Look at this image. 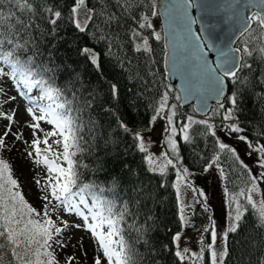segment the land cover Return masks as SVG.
I'll return each instance as SVG.
<instances>
[{"label":"trees","instance_id":"16d2710c","mask_svg":"<svg viewBox=\"0 0 264 264\" xmlns=\"http://www.w3.org/2000/svg\"><path fill=\"white\" fill-rule=\"evenodd\" d=\"M3 3L5 15L11 10L23 16L15 5L8 4V0H3ZM36 3L38 10L39 7H51L61 12L53 26L47 23L50 14L39 11L35 17L38 27L32 30V39L35 40L32 48L38 52L36 60L50 69L46 78L63 89L77 109L73 115L79 117V135L83 137L80 146L84 151L78 152L73 159L88 165L79 169L80 183L99 186L104 189L103 199L114 202L117 207L126 204L134 214L127 217V223L122 225V234L134 252L133 264H194L192 259L181 262L175 255L173 237L181 231L182 222L172 168L168 166L163 173L149 171L144 152L139 151L138 141L134 138L135 132L148 128L165 88L175 90V86L166 84L163 79L162 35L158 28L160 39L155 38L151 23L152 12H156L154 1L136 0V4L125 13L116 7L114 0H85V6L95 10L94 20L85 32L74 26L71 14L74 0H36ZM105 10L116 13L119 23H105L104 17L99 15ZM142 16L148 18L151 28H139V23L145 22ZM132 30L147 38L150 52L136 51V45L142 39L133 36ZM263 34L264 30L252 22L248 30L237 38L235 45L240 49L241 63L251 65L250 69L245 67L238 72L239 80L246 83L226 79V95L219 104L213 103L206 114L208 118H214L212 124L220 129L222 123L227 122L223 119L225 109L232 108L228 97L237 93L238 106L234 118L228 121L241 131L232 132L226 124L224 129L229 135L244 136L258 148L264 146V54L258 51L263 47ZM245 46L252 50V55L244 53ZM84 48L92 49L97 55L99 68L81 54ZM113 84L118 90L116 98L111 92ZM7 85L4 77H0V113L3 114L10 95ZM221 103L224 104L223 109L219 107ZM191 107L188 105L184 109L193 113ZM184 112L177 107L180 122L186 118ZM194 120L204 118L199 116ZM118 121H123L129 131L121 129ZM187 135V141L179 138L176 142V155L183 165L202 169L214 158L223 172L222 182L229 197L236 196L240 189L247 187L252 180L247 165L237 154L233 156L226 149L222 151L217 136L206 124H191ZM0 137L5 144L0 147V160L7 162L10 156L1 129ZM58 139L59 136L56 137ZM53 148L55 151L48 155L55 159L63 149L56 144ZM86 199L91 201L90 196L86 195ZM244 207L237 232L228 233L225 240L228 255L224 264H264V224H260L257 210L247 201ZM133 219L139 232L133 226ZM8 259L5 254V264ZM195 264L210 262L195 261Z\"/></svg>","mask_w":264,"mask_h":264},{"label":"snow or ice","instance_id":"6c2138e0","mask_svg":"<svg viewBox=\"0 0 264 264\" xmlns=\"http://www.w3.org/2000/svg\"><path fill=\"white\" fill-rule=\"evenodd\" d=\"M187 2L189 6H194L192 0H187ZM114 3L117 8L122 9L126 13L136 4V0H114ZM8 4L15 5L23 16H18L16 12L11 10L5 15L3 11L5 5L3 0H0V77L12 79L18 86H23L27 92L37 89L40 95L31 98L34 101L46 99L51 102L46 107L39 108L41 114L38 116L33 113L31 107L27 109V112L32 116L34 121L47 119V122L53 125L55 129L54 131L45 132L42 141L38 138L33 139L32 146L34 153L29 152L28 155L34 159L35 163L44 164L47 172L55 173V176L42 189L45 192V195L42 197L45 203L42 209L37 210L26 200L20 190L17 179L13 177L9 164L4 160H0V264H5V254L9 257L7 264H58L54 250L52 249V242L60 244L59 240L54 241V234L59 235L62 232V228L56 226L50 215V212L55 211L57 208H62L66 212L75 213L82 217L84 226L92 234L107 264H133L134 252L122 234V225L127 223V217L134 216V214L126 204L117 207L114 202L103 199L102 194L104 189L99 186L80 183L81 174L79 169L87 168L88 165L73 159L78 152L84 151L80 146V141L83 140V137L79 135L81 128L79 117L73 115L77 109L73 107V100L65 96L64 90L55 86L50 78H46L50 69L43 62L36 60L38 52H34L32 48L35 44V40L32 39V30L38 27L35 23V17L39 14V11L50 14L47 18V23L53 26L57 24L58 19L61 17V12L51 7H39L38 10L36 0H8ZM260 4L264 5V0H260ZM71 14L75 28L80 32H85L88 25L94 20L95 10L87 8L85 0H74ZM99 15L103 16L105 23L109 25L112 22L119 23V17L116 13H108L105 10ZM152 15H156V12L153 11ZM141 19L145 22L139 23V28L152 27L150 23H147L148 18L146 16H142ZM244 20L246 21L245 31L248 30L252 22H256L264 30V13L252 12L251 15L245 16ZM192 23H195V21H192ZM52 31L54 32L55 28ZM132 35L140 37L143 40L142 45H136V51H151L148 47L147 38L141 37V34L135 30H132ZM155 38L159 40V34H155ZM197 40H199V37H197ZM198 47L200 46L198 45ZM200 51L203 52L202 47ZM239 51L240 49L233 48L220 49L219 60L215 66L207 65V71L218 96L224 95L225 78L232 79L234 83H246V81L239 80L238 72L245 67L250 69L251 65L241 63V57L232 55L233 52ZM243 51L246 55H252V50L248 49L247 46H245ZM258 51L264 54V47L259 48ZM81 54L85 55L93 65L99 68L97 55L92 49L84 48L81 50ZM205 63L207 64V62ZM111 92L113 97L116 98L118 90L115 84L111 86ZM62 97L64 99H61ZM73 98L75 99V93H73ZM228 100L232 108L225 109L223 113L225 121L234 118V112L238 106L237 93L234 92L228 97ZM167 103L168 97L167 93H165L159 101V106L155 109L156 115L152 117V121H155L157 116L163 112ZM88 106L90 107L91 104L89 103ZM219 107L223 109L224 104L221 103ZM174 115L175 113H171L166 116L169 125L172 124ZM0 116H4V114L0 113ZM6 119L12 121L13 116L8 115ZM188 121L189 123L180 129L184 133L183 139L185 141L189 139L187 130L191 124H206L210 131L212 129V125L208 124L207 121H195L192 117H188ZM118 123L119 127L125 132L129 131L128 126L123 121H118ZM30 127L35 130L39 129L40 125L33 123ZM227 127L232 132L241 131L235 124L228 125ZM168 131L169 128H165V132L167 133ZM171 133L175 135L176 129L174 127L171 128ZM33 135H36L35 131ZM53 136L60 137V139L53 141V144L62 146L63 149L55 159L49 155H44V153L55 151L53 145L49 144L48 139ZM134 138L139 142L137 145L139 151L146 152L144 139L139 131L134 133ZM239 139L245 140L246 138L240 136ZM41 143L46 145L43 152L39 147ZM167 143L173 152L177 151L176 141L171 136L168 137ZM4 146V140L0 137V147ZM249 147H252V145L249 144ZM219 148L222 151L226 149L232 152L233 156L236 155L235 151L224 143H219ZM257 150L264 155V146L259 147ZM144 159L149 165V171H156L159 168V171L163 173L165 167L168 165L175 167L173 160L168 158L166 154H164V164H157L151 155L145 156ZM261 167H264V162L261 163ZM184 173L185 176H181L178 172L177 179L180 181L184 180L187 169H184ZM221 175H223V172H221ZM261 175L264 176V173ZM35 183L40 185L41 181L36 180ZM93 189H95V192L92 191ZM256 191L258 189L255 186V182H253V186L248 189L249 194L246 196V200L253 209L258 210L259 222L260 224H264V200H261L259 206H257L251 195V193ZM243 194L241 192V195ZM86 195L91 197L90 202L86 199ZM179 198V189H177V199L179 200ZM53 201L58 203L53 204ZM80 206H83L87 210V214L81 210ZM241 208L242 206L240 205L236 207L235 215L229 213L232 223L223 234L225 239L228 233L237 232L240 221L244 216ZM180 212V219L183 221L182 207ZM37 217L41 218L38 219ZM89 218H91V222H89ZM132 223L135 230L139 232V227L135 226L134 219ZM65 226H67L66 223ZM76 226L80 227V225ZM205 231H209V229L206 228ZM217 237L218 234L213 227L211 230L212 243L207 245L210 253V262L211 264H224L225 257L228 255L227 247L223 246L216 249L214 246ZM180 238V233H177L173 237V242L179 241ZM204 251L205 249L201 248L199 254L195 252L189 254V249L185 248L182 251H176L175 255L181 262L186 259H192L195 264V261L204 259ZM68 259L71 261L73 258L69 257ZM94 264H102V258L96 257Z\"/></svg>","mask_w":264,"mask_h":264},{"label":"rangeland","instance_id":"374dc122","mask_svg":"<svg viewBox=\"0 0 264 264\" xmlns=\"http://www.w3.org/2000/svg\"><path fill=\"white\" fill-rule=\"evenodd\" d=\"M151 23L154 25L153 35H155L157 34V29H160L158 15H153V17H151ZM139 44L142 45L143 40H140ZM148 47H151L149 42ZM4 80L6 84H8L7 88L10 95L6 113L3 118H0V129L6 141L8 155L10 156L7 158V163L10 166L13 177L17 179L20 190L26 200L37 210H40L45 203V201L42 200V197L45 195L42 189L49 183V180L55 176V173H48L46 166L42 163H35L34 159L30 157L28 153H34V148L32 146L33 139L38 138L42 141L45 132L54 131L55 129L53 125L47 122V119L34 121L32 116L27 112V109L31 107L33 113L38 116L41 114L39 108L46 107V105L51 102L46 99L34 101L31 98L40 95V92H37L36 89L27 92L23 86H18L12 79L4 77ZM165 93H167L168 103L163 112L157 116L155 121L150 119L147 129L145 128L139 131L144 139L145 148L147 149L144 155H151L157 164H164V154H166L168 158L173 160V164L175 165V167L172 165L168 166L169 169L172 168L173 171V184L176 189V195L177 189H179L180 198L179 200L177 199V201L179 208H183L182 215L184 216V220L181 221V231L178 232L181 238L179 241L174 242L175 250L182 251L187 248L189 249V254L192 252L199 254L201 248H204V259L199 261L207 260L210 262V253L207 249V245L212 243L211 230L214 227L218 234L214 247L219 249L225 246L226 239L223 234L232 223L229 213L235 215V209L238 205L242 206L241 211L245 208L244 204L247 201L246 196L249 194L248 189L253 186V182H255V186L258 189V191L251 193L253 200L257 203V206H259L261 200H264V176L261 175L264 173V167H261L264 158L257 150V146H253L252 144V147H249L250 143L246 139L240 140L239 134L229 135L227 130L224 129V126L231 125L229 121L222 123L219 129V127H215L212 124L214 118L210 116L209 118L208 116L203 117L204 120L212 125L211 130L215 133V136H217L218 142L224 143L233 149L241 162L247 165L252 175V180L248 183L247 187L240 189L236 196H231L232 198L229 197L222 182L223 177L221 175V169L214 158L208 161L202 169H190L183 165L180 162L179 156L176 155V152L171 150L167 143L168 137L171 136L176 142L177 139L183 138L184 133L181 132L180 129L185 124L189 123L188 117H192L194 120L198 116L184 110L186 118L180 122L178 120L179 117H177V107L175 103L178 97L176 90L167 87L162 96ZM159 101L157 107L159 106ZM171 113H175V115L173 116L172 124L169 125L166 116ZM8 115L13 116L12 121L6 119ZM154 115H156V111H154L151 118ZM33 123H38L40 125L39 129L34 130L30 127ZM173 127L176 129L175 135L171 133V128ZM165 128H169L167 133L165 132ZM34 131L36 133L35 136L33 135ZM5 133H7V135H5ZM56 137L57 136L49 137V144L54 145L53 141L56 140ZM39 147L43 152L46 145L41 143ZM44 155H48V153H44ZM184 169H187L186 178L180 181L177 179V173L179 172L181 176H185ZM156 170L159 171V168ZM36 180L41 181L40 185L35 183ZM241 192L244 194L241 195ZM201 193H203V195H201ZM56 203L58 202L53 201V204ZM80 207L81 210L85 211V214H87V210L84 209L83 206ZM50 215L56 226L62 228V232L59 235L54 234V241L59 240L60 244L52 242V249L54 250V255L58 264H94V259L98 256L102 258V264H107L92 234L84 226L82 217L75 213L66 212L62 208H57L55 211L50 212ZM179 215L181 216L180 211ZM57 217H59V219H57ZM39 218L41 217H38V219ZM89 222H91V218H89ZM65 223L67 226H65ZM76 225H80V227ZM206 228L209 229V231H205ZM61 244L63 245L62 247ZM69 257L73 259L69 261Z\"/></svg>","mask_w":264,"mask_h":264},{"label":"water","instance_id":"95a60500","mask_svg":"<svg viewBox=\"0 0 264 264\" xmlns=\"http://www.w3.org/2000/svg\"><path fill=\"white\" fill-rule=\"evenodd\" d=\"M153 1L161 25L164 80L176 86L181 105L191 103L198 116L204 115L213 102L223 99L228 85L225 78L224 95L218 96L207 65L215 66L220 49H238L235 43L245 32L244 17L264 13V5L260 0H192L194 6L187 0Z\"/></svg>","mask_w":264,"mask_h":264},{"label":"bare ground","instance_id":"6f19581e","mask_svg":"<svg viewBox=\"0 0 264 264\" xmlns=\"http://www.w3.org/2000/svg\"><path fill=\"white\" fill-rule=\"evenodd\" d=\"M179 205V204H178ZM180 209V208H179Z\"/></svg>","mask_w":264,"mask_h":264}]
</instances>
